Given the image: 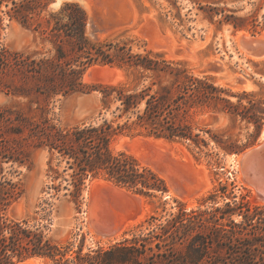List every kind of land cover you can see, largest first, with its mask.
<instances>
[{
    "label": "trees",
    "instance_id": "trees-1",
    "mask_svg": "<svg viewBox=\"0 0 264 264\" xmlns=\"http://www.w3.org/2000/svg\"><path fill=\"white\" fill-rule=\"evenodd\" d=\"M49 2L0 0V8L8 7L5 14L40 45L32 52L0 46V264L32 256L53 264H264V206L243 201L228 200L211 209L181 207L158 226L159 232L152 229L88 251L83 244L73 251L72 243L56 242L42 226L9 215L25 193L16 176L22 166L33 168L37 151L47 152L50 188L56 194L64 189L76 202L96 177L162 197L168 193L166 180L133 154L115 150L118 135L144 133L200 149L213 140L227 153H240L254 142L227 140L198 119L226 114L233 123L253 124L254 136L264 128V98L254 91H231L163 52L135 51L126 41H94L82 5L66 1L49 11ZM225 19L243 26L240 19ZM96 64L118 66L125 80L87 82L85 73ZM94 91L100 94L101 121L64 126L56 120L54 98Z\"/></svg>",
    "mask_w": 264,
    "mask_h": 264
},
{
    "label": "rangeland",
    "instance_id": "rangeland-1",
    "mask_svg": "<svg viewBox=\"0 0 264 264\" xmlns=\"http://www.w3.org/2000/svg\"><path fill=\"white\" fill-rule=\"evenodd\" d=\"M49 1V11L59 9L66 1L82 5L89 15V34L94 41L109 39L126 41L135 51L151 49L166 53L165 49H169L167 39L172 37L177 42V47L174 51L175 56L169 58L187 62L195 73L210 75L218 84L231 91H254L259 97L264 98V58L257 59L246 54L237 37L241 32L243 35L264 32V0ZM7 8L5 3L0 8V46L7 45L27 52L40 47L34 42L29 30L5 14ZM216 8L222 11L216 13ZM225 15L232 20L240 19L237 21L243 26L236 27L234 22L225 19ZM156 42L160 48L155 49ZM113 68L117 67L93 65L86 71L84 79L90 83L124 81L126 76L122 69L120 75L116 77L109 75V70ZM241 74L249 79L251 88L242 89L238 86L241 82L235 81L234 76ZM54 99L52 103L54 116L64 126L102 120L100 94L96 91L67 97L58 96ZM197 122L215 132L223 133L225 139L236 140L241 144L259 142L264 132L263 128L254 136L253 124L240 120L233 123L226 114L214 118L204 115ZM113 147L117 151L131 153L136 158L135 153L142 152L143 155L145 150V153H150L145 154L146 160L141 159L142 162L140 158L138 160L153 170L157 167L155 171L160 175L162 173L161 176L168 184V193L162 197H148L112 180L96 177L86 183L79 202H76L70 195L64 194V189L56 194L55 190L50 188L52 179L48 174L47 152L37 151L33 157V168L22 166L20 174L16 176L17 179L21 178L25 193L9 208V215L18 220L27 218L31 225L42 226L56 242L72 243L73 251L80 244H83L84 251H88L99 246L107 248L135 235H145L152 229L159 232L158 226L167 223L172 214L177 213L181 207L187 211L198 208L211 209L217 205L223 206L228 200L243 201L251 207L257 204L264 206L262 197L243 180L233 153L225 152L213 140L207 148L200 149L186 141L154 137L144 133H124L114 139ZM189 156L194 165L203 164L206 167L211 189L205 194H196L197 186L195 188L193 180L184 175L186 170H191L188 165ZM177 169L180 174L179 171L178 173L175 171ZM178 175H181L182 180ZM166 178L171 180L169 181L173 191ZM177 178L182 182H178ZM58 182L57 180L56 183ZM185 185L187 188H183ZM222 186L226 187L225 191L221 189ZM184 197L194 199L190 203L185 201ZM99 201L101 217L93 219L92 210L93 208L95 210L94 205ZM152 216L157 218L152 219ZM233 218L241 220L242 215L235 214ZM104 232L106 235L113 232L120 234L114 239L104 240L101 238ZM40 259L39 264H53L51 259L45 257Z\"/></svg>",
    "mask_w": 264,
    "mask_h": 264
},
{
    "label": "water",
    "instance_id": "water-1",
    "mask_svg": "<svg viewBox=\"0 0 264 264\" xmlns=\"http://www.w3.org/2000/svg\"><path fill=\"white\" fill-rule=\"evenodd\" d=\"M167 40L169 49L174 52L177 47V42L172 37H169ZM239 41L242 50L246 54L258 58L264 57V33L243 35ZM116 67L117 68L109 70L110 76L116 77L120 75L121 68L118 66ZM221 67L223 68V65H221ZM234 80L239 81L244 85L249 83V79L243 74L235 75ZM261 136L262 139L259 142L249 146L240 153H233V155H235L234 161L237 165V168L239 169V173L242 175L243 180L246 183H250L264 191V132L261 134ZM189 165L192 173L195 171L194 169L198 170V168H200V170L197 171L199 172L200 187H205L210 181V179L207 181L206 176L203 174V170L204 168L206 169V167L203 164L194 165L193 162H191ZM261 196L264 197L263 194H261Z\"/></svg>",
    "mask_w": 264,
    "mask_h": 264
},
{
    "label": "bare ground",
    "instance_id": "bare-ground-1",
    "mask_svg": "<svg viewBox=\"0 0 264 264\" xmlns=\"http://www.w3.org/2000/svg\"><path fill=\"white\" fill-rule=\"evenodd\" d=\"M240 33V32H239ZM264 33V32H263ZM170 35V34H169ZM242 35H243V32H241L237 37H238V39H240L241 37H242ZM155 36V35H154ZM236 37V38H237ZM155 38H156V36H155ZM155 41V40H154ZM157 41V40H156ZM159 43H161V42H159ZM155 44V43H154ZM152 45H153V43H152ZM159 44H157V42H156V45H154V47H155V49H157V48H160L159 46H158ZM164 46V45H163ZM162 46V47H163ZM166 46V45H165ZM164 46V47H165ZM168 47V46H167ZM166 50V54H167V56L168 57H174L175 55H174V52L172 51V50H170L169 51V49H165ZM173 52V53H172ZM255 58H257V59H259L258 57H255ZM260 58H264V57H260ZM103 68V67H102ZM104 69H105V67H104ZM108 69V68H107ZM106 70V69H105ZM121 77H122V75H121ZM120 77V78H121ZM105 80V79H104ZM116 81V80H115ZM115 81H113V82H104V83H110V84H116L117 82H115ZM250 83H248V84H246V85H244V84H242V83H240L238 86L240 87V88H245V89H249V88H251L250 87ZM237 86V85H236ZM261 139H262V136H261ZM160 141H162V140H160ZM159 141V142H160ZM165 143V142H164ZM167 145H169L168 143H166ZM165 148V147H164ZM162 149V148H161ZM160 149V150H161ZM146 151V150H145ZM145 151H144V154L142 155L141 153H135L136 154V156H137V158H140V161H141V159H142V161L143 160H146V156H145V154L147 153H145ZM134 152V151H133ZM164 152V151H163ZM162 153V152H161ZM167 153V152H166ZM169 153V152H168ZM183 153V152H182ZM150 154V153H149ZM148 153H147V155H149ZM166 155V154H165ZM152 156V155H151ZM181 156V155H180ZM234 156V158H235V155H233ZM148 157H150V156H148ZM175 157V156H174ZM148 159V158H147ZM153 159V158H152ZM186 159H187V157H186ZM141 161V162H142ZM149 161V160H148ZM155 161V160H154ZM188 161L190 162L191 161V158H190V156L188 157ZM169 162V161H168ZM188 162V163H189ZM192 162V161H191ZM190 162V163H191ZM157 163V162H156ZM159 163V162H158ZM157 163V164H158ZM161 163V162H160ZM189 163V164H190ZM146 164V163H145ZM188 164V165H189ZM153 165H155V164H153ZM164 165V164H163ZM183 165V164H182ZM184 165H186L185 163H184ZM198 165V164H197ZM156 166V165H155ZM170 166V165H169ZM175 166V165H174ZM177 166V165H176ZM200 167H202V166H200ZM204 167V166H203ZM159 168H160V166H159ZM164 168V167H163ZM168 168H170V167H167V169ZM182 168V167H181ZM189 168H190V165H189ZM155 169V168H154ZM156 169H157V167H156ZM155 169V170H156ZM178 169H179V167H178ZM175 170V171H177V173H178V171L179 170ZM185 169V168H184ZM170 170V169H169ZM195 171L192 173L191 172V170H186L185 171V176H187V178H191V180H193V182H194V185H195V188H196V186H197V188H196V190H197V192H196V194H198V195H202V194H205V193H207L210 189H211V182L209 181V178H208V175H207V170L204 168V170H203V174L206 176V179H207V181H209L208 182V184L205 186V187H203V188H201L200 187V178H199V172H197L198 170H200V168H198V170L197 169H194ZM161 172V171H160ZM166 173H167V171H166ZM184 173V172H183ZM169 174H170V172H169ZM176 174V173H175ZM179 174H180V171H179ZM161 175H162V173H161ZM174 175V174H173ZM182 175V174H181ZM181 175L179 176L178 175V177L182 180V178H181ZM164 176V175H163ZM242 176V175H241ZM166 177V176H165ZM177 177V176H176ZM167 180H168V182H169V187H170V189L173 191V189H172V184L170 183V179L169 178H166ZM178 179V178H177ZM170 180V181H169ZM180 180L178 179V182H179ZM173 182H175V181H173ZM177 182V183H178ZM180 182H182V181H180ZM184 182V181H183ZM180 184V183H179ZM248 186H250L256 193H258L259 195H260V197H262L261 196V194H263L264 195V191L262 190V189H260V188H258V187H256V186H254V185H252V184H250V183H246ZM186 186V185H185ZM189 186H191V184H189ZM183 188H187V186L186 187H183ZM189 189V188H188ZM126 190V189H125ZM190 190V189H189ZM195 191V190H194ZM193 191V194L192 195H194V192ZM101 192V191H100ZM104 193V192H103ZM184 193V192H183ZM187 193V192H186ZM98 194V193H97ZM96 194V195H97ZM99 195V194H98ZM257 196V195H256ZM199 197V196H198ZM259 197V196H258ZM106 198H108V197H106ZM185 198V197H184ZM93 199V198H92ZM186 200L185 201H188V202H192L193 201V199H194V197H193V199L191 198V197H187V198H185ZM196 199V198H195ZM262 199L264 200V197H262ZM259 200V199H258ZM98 201V200H97ZM261 202V201H260ZM94 205V204H93ZM92 205V206H93ZM105 206H107L106 204H104ZM94 207H95V210H94V208H93V210H92V215H93V219H97V218H99V217H101V203H100V201L99 202H96L95 203V205H94ZM107 208V207H106ZM100 222V221H99ZM107 223H108V221H107ZM102 224V223H101ZM98 225H100V224H98ZM99 231V230H98ZM109 232V231H108ZM119 234H120V232H113V234L111 233V234H109V235H106L105 234V232H104V234H102V236H101V238L102 239H104V240H108V239H114V238H116V237H118L119 236ZM121 237V236H120ZM40 257H31V258H28V259H26L25 261H22V262H20V263H18V264H39L40 263Z\"/></svg>",
    "mask_w": 264,
    "mask_h": 264
}]
</instances>
